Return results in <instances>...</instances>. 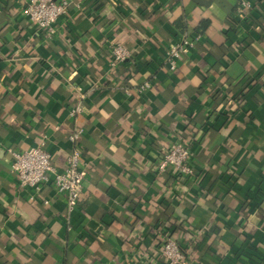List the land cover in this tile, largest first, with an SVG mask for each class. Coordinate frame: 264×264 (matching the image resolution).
<instances>
[{"label":"crops","instance_id":"0c3cea01","mask_svg":"<svg viewBox=\"0 0 264 264\" xmlns=\"http://www.w3.org/2000/svg\"><path fill=\"white\" fill-rule=\"evenodd\" d=\"M27 1L0 0V264H165L168 237L191 264H264V0L242 20L238 0H66L51 39ZM187 33L199 41L170 71ZM111 41L129 61L110 66ZM77 120L70 211L51 182L21 188L8 149L42 144L62 169ZM178 137L193 172H159Z\"/></svg>","mask_w":264,"mask_h":264},{"label":"built area","instance_id":"2783aa9c","mask_svg":"<svg viewBox=\"0 0 264 264\" xmlns=\"http://www.w3.org/2000/svg\"><path fill=\"white\" fill-rule=\"evenodd\" d=\"M251 8L250 0H238L236 16L242 20L247 16L246 10ZM68 13L66 0H28L22 9V14L46 39H51L57 33V25L61 16ZM199 34H184L176 42L164 51V60L170 71L176 70L179 61L199 41ZM110 66L123 62L130 58V50L119 42H109ZM150 87L149 82L141 84L137 90L140 92ZM70 116L78 119L82 114V107L77 104L69 110ZM83 124L77 120L74 131L68 136V140L74 145L66 158V164L62 169H57L51 162L50 154L43 145L32 146L22 151L8 149L11 154V171L16 175L21 188H30L37 193L44 183L51 182L58 194L66 197L67 207L73 210L82 194V179L84 176V160L80 147L77 145L83 134ZM158 171L164 172L167 168H173L181 174L193 172L189 164L191 152L189 145L178 137L170 146L163 149ZM34 198V195L31 196ZM159 254L166 264H191L185 259L184 253L178 243L171 237L165 239Z\"/></svg>","mask_w":264,"mask_h":264},{"label":"trees","instance_id":"16d2710c","mask_svg":"<svg viewBox=\"0 0 264 264\" xmlns=\"http://www.w3.org/2000/svg\"><path fill=\"white\" fill-rule=\"evenodd\" d=\"M251 2V1H250ZM254 6V4H253V2H251V7H253ZM129 59V58H128ZM128 59H126V60H124L123 62H127V61H129ZM166 63V62H165ZM116 66V65H115ZM166 66H167V64H166ZM143 84V83H142ZM141 85V84H140ZM139 85V86H140ZM138 86V87H139ZM190 148V147H189ZM179 245V244H178ZM182 249V248H181ZM182 251H183V253H184V256H185V259H188V256H187V254L184 252V250L182 249ZM165 262V264H166V261H164Z\"/></svg>","mask_w":264,"mask_h":264},{"label":"water","instance_id":"95a60500","mask_svg":"<svg viewBox=\"0 0 264 264\" xmlns=\"http://www.w3.org/2000/svg\"><path fill=\"white\" fill-rule=\"evenodd\" d=\"M195 1H197L200 4H203V5H208L211 2V0H195Z\"/></svg>","mask_w":264,"mask_h":264}]
</instances>
